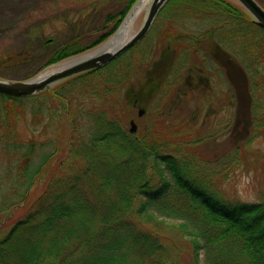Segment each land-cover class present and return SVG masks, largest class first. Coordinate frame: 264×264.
I'll return each instance as SVG.
<instances>
[{"label": "trees", "instance_id": "1", "mask_svg": "<svg viewBox=\"0 0 264 264\" xmlns=\"http://www.w3.org/2000/svg\"><path fill=\"white\" fill-rule=\"evenodd\" d=\"M257 1L264 7L263 0ZM135 2H50L53 16L47 15L45 29H40L43 34L52 24L50 38L40 48H0V69L30 63L29 78L86 51L107 39ZM176 9L222 16L233 25L224 34L242 42L244 56L257 59L261 54L264 36L252 40L256 34L251 27L259 26L234 0H167L157 15ZM171 19L166 16L158 35L164 48L137 84L139 92L127 95L130 102L118 98L121 88L133 82L125 52L37 94L0 93V264H198L201 250L206 264H264V201L231 202L194 182L190 172L198 162L191 148L200 140H191L186 129L185 135L173 129L131 132L122 119L123 112L131 117L136 104L147 107L164 87L166 91L179 49L192 56L205 46L207 56L215 59L219 52L232 72L233 54L215 39V26L193 35ZM65 85V91H56ZM244 87L231 94L233 105L240 96L253 99L254 87ZM66 92L94 96L99 105L84 106L72 117ZM48 98L56 99L53 114ZM30 99V124L40 133L36 136L28 126L31 135L25 138L17 125L26 120ZM52 118L56 133L62 121L66 124L65 139L59 132L44 136ZM203 176L213 182L212 174ZM27 203L26 213L9 223L14 210Z\"/></svg>", "mask_w": 264, "mask_h": 264}, {"label": "rangeland", "instance_id": "2", "mask_svg": "<svg viewBox=\"0 0 264 264\" xmlns=\"http://www.w3.org/2000/svg\"><path fill=\"white\" fill-rule=\"evenodd\" d=\"M47 1L0 0V48L4 46L21 48L28 45L40 48L42 40L49 39L50 34L54 31V26L49 24L46 31L43 34L40 33L41 28L45 29L44 25L47 15L50 14V18L53 16L54 7H51L49 3L53 2L54 5H58L61 0ZM147 5L132 20L128 31L129 34H133L140 27L148 7ZM167 15L172 17L171 21L173 23L179 25L180 30L193 35H201L209 27L215 26L213 30L215 39L225 51L233 54L234 61L231 63L232 67L230 68L232 72L230 73L226 69L230 67V65L227 67V58L223 57L219 52L218 59H215L213 56H207L208 49L205 46L201 47L198 54L192 56H190L189 50L181 49V51L179 49L178 56L175 58L169 75L171 78L168 77L170 86L165 92L163 91L165 87L158 92L152 101L146 103L147 107L136 104L131 117H127L126 112H123L121 116L126 128L130 126L129 120L133 119L137 127L136 132H139V128H145L147 131L150 129H153V131L159 130L160 132L164 129H173L171 131H174L176 135H185L187 130L191 140H200L199 144L191 148V151L194 152L195 160L198 162L195 163L190 172L194 182L208 188L210 191L218 192L222 199L231 202L264 201V46L256 61L254 58L248 59V57L244 56L242 42H235L233 38L226 37L224 34V31L230 29L233 25L225 23L224 21L226 20L223 21L222 16L212 12L201 13L193 10L180 11L177 9L157 15L147 34L139 41L140 43L137 42L125 51L123 59H127L132 63L131 80L133 82L121 88L119 100L121 102L129 101L127 95H134L139 92L137 84L143 80L145 71L151 68L152 62L160 56L164 48V38L163 36L159 38L158 35L165 28L163 27V21H165L164 19ZM251 30L256 34L252 40L264 36L261 28L255 25L251 27ZM32 31H34L33 34ZM221 61L226 63V67L223 69L220 65ZM40 63L42 62H39L35 67ZM53 67L55 65L48 66L38 73ZM32 70L33 65L30 63L6 67L0 69L1 74L5 75L1 76L0 74V77L24 79ZM161 82L164 83V79ZM237 82L240 87L245 86L244 88L249 89L252 86L254 87L253 91L257 88L261 90H258L260 96L256 97L253 102L260 104L262 109L256 114L250 112L252 122L250 125L247 124L246 127L243 122L237 125V120L242 115L239 111L244 109L247 111V107H242L241 102V106L238 108L239 100L236 98V104L233 105V100L230 97L231 94H236L235 89L239 87L235 85ZM194 84L197 91L202 88L211 89L209 92L214 91L218 99L222 94L224 97L225 94H228L230 103L228 106L224 104V111H222L220 103H216L213 99L210 104L215 109L212 112L208 111L209 103H205L202 106L199 105L198 108L191 107L190 88H194ZM255 85H257V88H255ZM75 86H78V84L75 83ZM66 87L65 85L56 91H63ZM68 89L74 90L77 88ZM65 94L67 95L65 100H70L68 104L70 105V113L73 114L72 117H75L74 113L83 109L82 107L84 106L99 105V102H97L98 98L96 99L94 96L81 98L76 92L71 95L67 92ZM38 99L40 100L41 98ZM48 99H50L47 102L52 106L51 114H53L56 99ZM30 100L32 101L26 103V120L20 119L17 125L20 135L25 138L31 135L28 126L34 131L33 133L36 136L40 133V128L37 125L30 124L32 114L29 111L34 102L33 99ZM138 107L145 109L140 116L137 114ZM192 110L197 111L195 118L194 113L190 112ZM247 118L249 120L250 117ZM52 121L53 118L50 121L48 120L49 125L44 136L55 137V134L59 132L64 135L60 137L65 139L67 134L66 124L62 121L63 126L56 133L53 129ZM83 121L87 120L83 119ZM50 122H52V125ZM176 127L178 129H175ZM221 156H223V163L216 161ZM210 161L214 163H210ZM207 172L212 174L213 182L211 183L207 182L203 176ZM220 173H222V176ZM40 191L41 188L36 189L31 197L38 195ZM27 205L28 203L26 206L23 207L21 205L19 209L14 210L11 215L13 218L9 219L10 221L7 220V222L9 221L10 223L13 219L23 216L28 209ZM4 217L6 216L4 215ZM198 264H206L202 250L199 253Z\"/></svg>", "mask_w": 264, "mask_h": 264}, {"label": "water", "instance_id": "3", "mask_svg": "<svg viewBox=\"0 0 264 264\" xmlns=\"http://www.w3.org/2000/svg\"><path fill=\"white\" fill-rule=\"evenodd\" d=\"M141 1L142 0H136L116 30L98 45L76 55L64 58L52 64L55 65V67L44 70L29 78L9 79L0 77V93L17 97L37 94L71 76L101 67L114 60L147 34L158 12L167 2V0H148V7L140 27L133 34L128 33V37L122 43L115 44L123 28H125L128 23V28H130L132 20L143 9L142 8L137 14L135 13ZM234 1L248 12L253 23L264 30V7L257 0ZM142 113L143 109H139L138 115ZM129 124V130L134 132L136 130V123L131 119Z\"/></svg>", "mask_w": 264, "mask_h": 264}, {"label": "flooded vegetation", "instance_id": "4", "mask_svg": "<svg viewBox=\"0 0 264 264\" xmlns=\"http://www.w3.org/2000/svg\"><path fill=\"white\" fill-rule=\"evenodd\" d=\"M257 59H255V61H256ZM221 63L222 64H224V65H226L225 64V62H223V61H221ZM222 69L223 68H225V67H223V65H222V67H221ZM232 78V77H231ZM236 86H240L239 85V83L237 82V84H235ZM194 86V88L192 87V88H190V96H191V103H192V105H191V107L192 106H194L195 108H198L199 107V105L200 106H202L203 104H210L211 102H212V99L214 100V101H216V103L217 102H219L220 103V105H221V109H222V111H224V109H223V107H224V104L226 105V106H228V104L230 103L229 102V100H228V94H225V97H224V95L222 94L221 96H220V98L218 99V98H216V96H217V94L216 93H214V91L213 92H209L211 89H206V88H202L200 91H197V90H195V84L193 85ZM258 90H260V89H255L253 92H254V94H253V99L251 98V100H250V98L248 97L247 98V100H246V96H240V98H239V103H238V108L241 106V102H242V107H247V111H246V109H244L243 111L241 110V111H239V112H241L242 113V115H241V117H239V119L237 120V125H239L240 124V122H243L244 123V125H245V127H246V125L248 124V125H250L251 124V122H252V120H251V115H250V112H251V108H252V105L254 104V106H255V108H254V110H255V113H257L258 111H260L261 109H262V106L260 105V104H257V103H254L253 101H254V99L256 98V97H259L260 96V94L258 93L259 91ZM261 91V90H260ZM256 93H258V94H256ZM256 94V95H255ZM216 98V99H215ZM209 106V105H208ZM208 106H207V108H208ZM139 109H143V112L145 111V109L143 108V107H138V111H139ZM215 108L214 107H212V105L210 104V106H209V112H212L213 110H214ZM197 110V109H196ZM196 110H192V111H190V112H192V113H194V118L196 117ZM137 114H138V112H137ZM138 116H140V115H138ZM247 117H250L249 118V120H248V118ZM131 120V119H130ZM129 120V121H130ZM221 125H222V123H221ZM137 128V127H136ZM243 128H244V126H243Z\"/></svg>", "mask_w": 264, "mask_h": 264}, {"label": "bare ground", "instance_id": "5", "mask_svg": "<svg viewBox=\"0 0 264 264\" xmlns=\"http://www.w3.org/2000/svg\"><path fill=\"white\" fill-rule=\"evenodd\" d=\"M147 3H148V0H142L139 3L138 7L136 8L135 13L137 14L142 8H144L147 5ZM128 26H129V23L126 27L124 26L125 28H123L122 33L120 37L118 38V40H116L115 44L122 43L128 37V30H129Z\"/></svg>", "mask_w": 264, "mask_h": 264}]
</instances>
